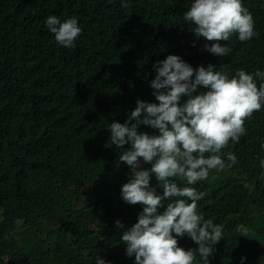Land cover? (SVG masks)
<instances>
[{
  "label": "trees",
  "instance_id": "trees-1",
  "mask_svg": "<svg viewBox=\"0 0 264 264\" xmlns=\"http://www.w3.org/2000/svg\"><path fill=\"white\" fill-rule=\"evenodd\" d=\"M191 2L47 0L34 21L23 17L21 0H0V25L11 30L0 29V264H95L97 255L134 264L115 222L131 227L142 206L121 199L130 169L108 144L110 123H124L137 99L156 102L152 66L170 54L193 68L264 72V0H242L258 35L222 41L231 49L224 57L204 51L210 42L190 32L183 15ZM51 14L78 20L73 47L51 38ZM245 128L223 149L237 163L194 185L205 193L198 211L224 226L209 264H264V107ZM179 246L198 248L187 236Z\"/></svg>",
  "mask_w": 264,
  "mask_h": 264
},
{
  "label": "clouds",
  "instance_id": "clouds-1",
  "mask_svg": "<svg viewBox=\"0 0 264 264\" xmlns=\"http://www.w3.org/2000/svg\"><path fill=\"white\" fill-rule=\"evenodd\" d=\"M46 4L47 0H21L23 17L37 21ZM122 7L129 4L124 2ZM183 20L193 26L190 32L197 40L210 42L203 50L217 57L231 52L221 42L233 35L241 42L258 35L242 0H192ZM45 24L51 38L65 48L73 47L82 32L75 17L62 22L59 14H51ZM0 29L10 30L6 25ZM152 67L155 78L149 87L156 102L137 99L125 122L113 120L108 129V144L121 149L119 163L130 169L121 199L130 206H142L131 227L119 220L115 226L121 229V243L126 255L134 257V264H197V257L209 264L215 246L224 238V226L198 211L205 193L194 185L213 170L237 163V156L223 149L230 141L240 142L246 133L245 122L264 107V83H256V78L264 81V72L237 70L230 75L225 65L217 70L212 64L193 68L171 54ZM142 127L154 130L153 134ZM241 235H247L246 230ZM185 236L198 248L180 247L179 239ZM95 264L110 262L97 255Z\"/></svg>",
  "mask_w": 264,
  "mask_h": 264
},
{
  "label": "water",
  "instance_id": "water-1",
  "mask_svg": "<svg viewBox=\"0 0 264 264\" xmlns=\"http://www.w3.org/2000/svg\"><path fill=\"white\" fill-rule=\"evenodd\" d=\"M44 225H46V224H44ZM21 247H23V246L21 245ZM260 260H262V257L260 258Z\"/></svg>",
  "mask_w": 264,
  "mask_h": 264
}]
</instances>
